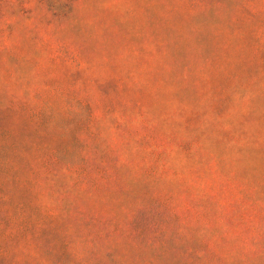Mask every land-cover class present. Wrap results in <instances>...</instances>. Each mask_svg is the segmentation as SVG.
<instances>
[{
  "label": "rangeland",
  "instance_id": "1",
  "mask_svg": "<svg viewBox=\"0 0 264 264\" xmlns=\"http://www.w3.org/2000/svg\"><path fill=\"white\" fill-rule=\"evenodd\" d=\"M0 264H264V0H0Z\"/></svg>",
  "mask_w": 264,
  "mask_h": 264
},
{
  "label": "trees",
  "instance_id": "2",
  "mask_svg": "<svg viewBox=\"0 0 264 264\" xmlns=\"http://www.w3.org/2000/svg\"><path fill=\"white\" fill-rule=\"evenodd\" d=\"M4 203V202H3ZM16 209H15V207H14V210L12 211V214L9 216V217H7L6 219H5V222L7 223V222H9V221H13V219L15 218V215H16V211H15Z\"/></svg>",
  "mask_w": 264,
  "mask_h": 264
}]
</instances>
